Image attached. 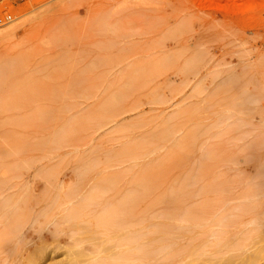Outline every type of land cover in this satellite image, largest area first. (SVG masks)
Listing matches in <instances>:
<instances>
[{
	"label": "rangeland",
	"instance_id": "1",
	"mask_svg": "<svg viewBox=\"0 0 264 264\" xmlns=\"http://www.w3.org/2000/svg\"><path fill=\"white\" fill-rule=\"evenodd\" d=\"M0 68V264L138 263L172 206L204 261L264 224V0H0Z\"/></svg>",
	"mask_w": 264,
	"mask_h": 264
},
{
	"label": "bare ground",
	"instance_id": "2",
	"mask_svg": "<svg viewBox=\"0 0 264 264\" xmlns=\"http://www.w3.org/2000/svg\"><path fill=\"white\" fill-rule=\"evenodd\" d=\"M3 67V66H2ZM12 68V67H11ZM14 70V69H13ZM19 72V71H18ZM13 73V71H12V69H4V68H0V78L1 77H3V76H8V77H6V78H9L10 76H11V74ZM30 82V81H29ZM7 92V91H6ZM31 92H32V90H31ZM2 93V92H1ZM73 93V92H72ZM116 97V96H115ZM113 99V98H112ZM11 100V99H10ZM22 102V101H21ZM10 103H12V102H10ZM164 137H163V135H160V137H159V139H163ZM12 143V142H11ZM40 144V143H39ZM175 155V154H174ZM147 171V170H146ZM151 172V171H150ZM155 172H158V171H156L155 170ZM154 171H153V173L151 172V176H153L152 174H156ZM148 173H149V171H148ZM148 173H146V174H148ZM145 176V175H144ZM150 176V177H151ZM142 177V176H141ZM146 177V176H145ZM141 178H139L138 180H140ZM146 179V178H145ZM188 179V178H187ZM137 180V181H138ZM147 180V179H146ZM108 181V180H107ZM144 177H143V179H141V182H139L138 184L137 183H135V187H134V193L133 194H131L132 192H130V194L129 195H131V197H133L132 199L130 198V200L131 201H133L132 203H135L134 201H136L137 199V197L138 196H142L143 194H144V190H143V186L145 185L144 184ZM153 181V180H152ZM188 181V180H187ZM147 184V183H146ZM184 184H185V180H184ZM182 187H183V185H182ZM185 189V188H184ZM184 189H176V190H173L172 191V194H171V191H170V193L169 192H167L168 194H166L165 195V198L167 199V202L168 201H170V204L171 203H179L180 201H181V197H185V192H184ZM217 189V188H216ZM133 190H130V191H133ZM218 190V189H217ZM220 190H218V192H219ZM172 196H171V195ZM138 195V196H137ZM184 195V196H183ZM126 198H127V196H126ZM125 198V199H126ZM187 198V197H186ZM124 199V198H123ZM184 199V198H183ZM90 201V200H89ZM126 201H129V199L127 198V200ZM183 202L185 201V200H182ZM137 202V201H136ZM120 203V202H119ZM125 203V202H124ZM127 203V202H126ZM180 204V203H179ZM112 205V204H111ZM131 206H133L132 204H130ZM176 205H178V204H176ZM171 206V205H170ZM173 207V206H172ZM172 207H169V208H171L170 209V212H167L168 214H164L163 215V220L161 221L159 218V223H157V221H156V223H155V221L153 222V223H151V224H148L147 223V225H149V227H150V225H151V227H152V225L155 223V227L156 228H154V227H152L151 229L149 228V230H148V228L146 229V228H144L143 229V225L142 224H139V227H138V229L140 228H142L143 230H148L147 232H145L144 231V233H141L142 231L140 230V232H139V230L137 229V232H136V227H137V224H136V227H135V225H134V227H135V230L133 229L132 231L133 232H131V231H129L130 233V236H128L127 238L130 240L129 242L130 243H132L131 245H132V247H131V250L130 251H132V258H133V260H136L138 263L139 262H142V261H145L146 259H148V257H149V255H152L153 253H155V252H166V254H169V258L172 260H170V259H168L167 257H166V260H168V261H170L171 262V264H199L200 262V264H264V224L262 223V224H257V225H253V227H252V224L250 225V223H248V225H247V227L248 226H251V227H248V228H245V229H243V227H244V225H243V227H242V229H241V232L240 231H238V227H239V225H235V227H236V229L234 228V229H232L233 227H234V224H236V222H234V224H233V221L231 222L230 220H228V221H230L232 224H233V227L232 228H224V225L222 224V222L223 223H226V221L224 220V221H220L219 222V227H220V225H221V227L219 228V230L221 229V231L222 232H227L228 234H230V240H233V241H230L229 240V236H227V235H225L224 237L226 238H228L227 240H225L224 239V237L222 238L221 236H223L225 233H223V235H221L220 236V234H217V236H215V240H214V242H212L211 244H212V246H210L209 245V247H210V251H212L211 252V256H209V257H207V258H209V259H207L208 261H204V260H202L201 259V257L204 255L205 256V254H203L202 252V254H196V252L194 253V250H192L190 247H192V245L191 246H189V250H187V251H185L186 249H184L183 251H185V252H182V251H180V250H182V245L181 246H177V248H176V246L173 248V246H174V242L177 240L176 239V237H175V233H174V235L172 236V238H174V241H172L173 239L171 238V234L176 230V229H180V230H178V233H180L181 231H183V230H185L187 227H188V229H195V227H197V224L194 222V220L195 219H193V212H189V213H187V212H185V214H180V215H177L175 212V210H179V209H175L173 212H171L172 211ZM176 207V206H175ZM175 207H173V209L175 208ZM120 208V207H119ZM124 208H126V207H124ZM123 208V209H124ZM131 208V207H130ZM177 208H178V206H177ZM180 208V210L178 211L179 213H182V212H180L182 209H181V207H179ZM183 208V207H182ZM252 208V207H251ZM129 209V208H128ZM239 209H241V208H239ZM253 209V208H252ZM205 210V209H204ZM206 211V210H205ZM210 211H212V210H210ZM247 211V210H246ZM245 211V212H246ZM113 212V211H112ZM126 212H127V210H126ZM244 212V213H245ZM196 212H194V214H195ZM208 213V212H207ZM248 213V212H247ZM259 213V212H258ZM127 214V213H126ZM125 214V215H126ZM251 214H252V212H251ZM124 215V216H125ZM238 215V214H237ZM131 216V215H130ZM255 216V215H254ZM243 217V216H242ZM121 219V218H120ZM126 219V218H125ZM143 219V218H142ZM178 219H180L179 221L180 222H185V223H187L188 225H186L185 223H182L183 225L185 224V227H183V225H181V224H178L179 223V221H178ZM173 220H174V223H176L175 221H177V224H178V227H179V225H180V227L181 228H178L177 227V224H176V226H174L175 224L173 223ZM221 220V219H220ZM146 221V220H145ZM254 221H256V220H254ZM122 222V221H121ZM127 222V221H126ZM150 222V221H149ZM213 222V221H212ZM230 222H227V224H225L226 225V227H227V225H228V227H229V224H230ZM262 222V221H261ZM97 223H99V222H97ZM146 223V222H145ZM229 223V224H228ZM123 224V223H122ZM132 224H134V221H133V223ZM231 224V225H232ZM238 224V223H237ZM240 224V223H239ZM243 224V223H242ZM125 225V224H124ZM157 225V226H156ZM217 226H218V224H217ZM103 227H104V225H103ZM144 227H145V225H144ZM190 227V228H189ZM194 227V228H193ZM203 227H204V225H203ZM154 228V229H153ZM201 228V227H200ZM214 228V227H213ZM226 229V230H222V229ZM240 228H241V224H240ZM239 228V229H240ZM132 229V228H131ZM130 229V230H131ZM111 230V229H110ZM126 230V229H125ZM174 230V231H173ZM236 231L237 230V233L235 234L234 232H232V231ZM243 230V231H242ZM104 231V230H103ZM173 231V232H172ZM180 231V232H179ZM188 231V230H187ZM187 231H184V232H187ZM190 231H192V230H190ZM189 231V232H190ZM221 231L219 232V233H221ZM228 231H231L230 233L228 232ZM175 232H177V231H175ZM208 232V231H207ZM217 232V231H216ZM154 233V234H153ZM177 233V234H178ZM209 233V232H208ZM226 233V234H227ZM234 233V234H233ZM239 233H240V235H241V237H239L238 235H239ZM149 234H153L152 236H148ZM184 233L182 232V234L180 233L179 235H176L178 238L180 237V235H183ZM186 234H188V233H186ZM211 234V233H210ZM215 234V233H214ZM222 234V233H221ZM232 234V235H231ZM238 234V235H237ZM219 235V236H218ZM234 235H237V236H234ZM127 236V235H126ZM145 236H147V237H145ZM212 236V235H211ZM233 236V237H232ZM243 236V237H242ZM146 238V243H144L145 241V239L144 238ZM214 237V236H213ZM219 237V238H218ZM237 237V238H236ZM172 240H171V239ZM232 238V239H231ZM234 238V239H233ZM236 238V239H235ZM141 239V241H143V242H140L139 240ZM142 239H144V240H142ZM176 239V240H175ZM132 241V242H131ZM144 243V244H143ZM176 243H177V245H179V243L176 241ZM176 243H175V245H176ZM204 243H205V241H204ZM181 244V243H180ZM197 244H202V247H203V242H201V243H197ZM196 244V246H199V245H197ZM188 246V245H187ZM194 246V245H193ZM179 247V248H178ZM180 247H182L181 249H180ZM200 247V249L199 250H201V246H199ZM199 247H197V248H199ZM212 247V248H211ZM178 249V250H176V249ZM184 248H187L186 246L184 247ZM130 249V248H129ZM191 249V250H190ZM172 250V251H171ZM202 251V250H201ZM209 251V252H210ZM171 252H173V254H171ZM208 252V253H209ZM126 253V252H125ZM180 253H181V255H180ZM207 253V254H208ZM166 254L165 255H163L164 257L166 256ZM210 254V253H209ZM208 254V255H209ZM125 255V254H124ZM121 255H119V257H117V258H114V259H109V262H108V264H120L122 261H124V262H127V261H125V259H127V258H130V255L129 256H126V257H120ZM162 256V257H163ZM174 258H177V259H175V261L173 260ZM128 260V259H127ZM132 260V263L134 262ZM166 260H165V263L164 264H167V262H166ZM128 261H130V260H128ZM147 262H148V260H146ZM145 261V262H146ZM145 262H143V263H145ZM199 262V263H198ZM131 263V262H130ZM138 263H133V264H138ZM129 264V263H128ZM139 264H141V263H139ZM169 264V263H168Z\"/></svg>",
	"mask_w": 264,
	"mask_h": 264
}]
</instances>
